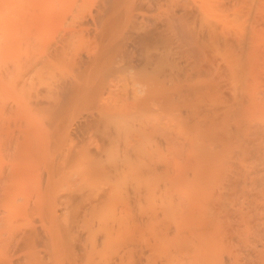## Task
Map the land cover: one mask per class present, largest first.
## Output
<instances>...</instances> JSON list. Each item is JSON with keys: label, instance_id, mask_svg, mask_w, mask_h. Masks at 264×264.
I'll return each mask as SVG.
<instances>
[{"label": "bare ground", "instance_id": "bare-ground-1", "mask_svg": "<svg viewBox=\"0 0 264 264\" xmlns=\"http://www.w3.org/2000/svg\"><path fill=\"white\" fill-rule=\"evenodd\" d=\"M42 1L13 0L12 11H7L10 13V17L8 19L4 18V21L1 22L0 159L3 158L1 152L4 149H7L9 155L7 164L4 167L0 166V195L5 196L12 193L14 184L20 181H34L37 183L36 196L40 197L39 201H41L39 211L43 218L48 220L44 221V228L47 230L46 238L50 239L53 251L56 250L57 252L55 253L54 251L56 254L55 260L56 258L58 259L56 263L79 264L77 263L78 258H75L77 256L74 253L79 248L82 250L84 248V255L81 254L84 260L81 264H152L153 260L148 257L149 255L146 254L145 250L151 249L153 252L158 248L159 242H163L160 243L163 244V248L165 247L164 243L167 242V249H164L165 252L167 251L166 253L164 252L166 254L165 264H170L168 261L182 252L186 255L193 254L187 264H202V252L209 247L216 234H222L220 235L221 237L218 235L221 242H225L226 239V242L229 243L230 239L233 240L232 236L234 235L235 237L237 236L236 241H238V238L241 239L240 236H244V234L240 235L241 231L246 233L248 230L243 229L244 232L242 229H240L241 231L238 229L239 232L237 228L234 229L235 223L233 224L232 222L231 224L230 222L233 229L228 222V224L224 223L229 218L227 216L229 204L227 209L223 207L226 209V212H224L226 214L224 215L223 213V216L227 217V219L224 217L225 220H221L224 224L221 225H224L225 229L223 227V229L217 230L201 229L202 226L200 225L197 226L198 229H165L164 226V229H149L152 233V241L148 244L149 248L146 247L147 249L141 243L143 240L137 239L139 236L136 238V234L140 231L137 215L139 212L144 213V209L141 208L142 203H140L142 199L146 195L151 197L152 192L154 193L153 195L158 194L156 191V194L154 192L159 187L157 185L158 181L163 179V174L167 170L170 169L169 172H171L176 168V165H174L176 159L173 157L174 152L172 155V152L169 151L166 153L167 156L159 154V147L165 146L164 149L172 150L174 146L173 141L176 139L172 140L171 135L174 126L172 120L174 111L181 110L180 112L185 111L191 116H199V113L204 108L205 111H203L206 112V102L209 105V102L217 104L215 101L220 102V100H223L226 104L221 107H225L222 112L226 119L237 116L243 110L248 113V116L251 114L250 118L252 119L253 109H257L260 105L259 101L264 97V92H261L264 89H260L263 88L264 84L261 85L260 92L254 88V84L256 83L255 79L260 76L259 71L264 67V65L261 66L264 61L261 62V65L259 64L261 60H259V63L257 62L261 67L257 66L255 62L258 58L261 59L259 56H262L256 55L264 54L263 45L260 47L262 51L259 49L257 54V49L260 45H258L260 43L258 39L263 36L262 34L259 36V34L264 32L258 24H256V28H260V30L258 29L259 31L255 30L253 25L254 21L257 22L259 20L253 19L254 11L260 8L255 9L256 6H254L259 0L256 3V0ZM2 2L3 7H5L4 10H7L6 3L8 0L7 2L2 0ZM10 9L11 7H9ZM261 10L260 13L262 12ZM261 16H264L263 12L260 14ZM243 20L247 25L243 24ZM259 21H261V18ZM263 23L261 24L263 25ZM256 66L258 69H256ZM262 73L264 75V71ZM256 75H258L257 78ZM262 77L260 76L261 80L258 78L257 82H262ZM226 83L228 84V92L223 89L224 87L222 88ZM262 109L264 108L261 106L260 110ZM255 113L257 115L258 113L260 114L259 111ZM242 114L240 113L244 119L251 120L246 116L247 114ZM257 115L254 114L253 116ZM8 116L11 117L9 124H3V119L6 117L10 119ZM161 116L167 117L165 122L162 121L164 123L158 120V118H162ZM182 116L184 115L182 114ZM180 118L182 119L183 117ZM235 119L237 120V117H234ZM241 119L240 117L239 121ZM253 121L255 122V120ZM261 121L264 123V120ZM229 123L224 122L221 128H228ZM246 123L249 122L246 121ZM240 124L243 126L244 121L242 120ZM257 124L259 125L260 123L257 122ZM182 125L186 126L184 121ZM250 125L247 124V127L250 128ZM181 126L179 125V127ZM242 126L239 129L240 132L243 131L245 124L243 128ZM251 126L252 128H250L249 132L245 130L246 133L243 138L240 132L233 136L237 138L236 145L238 149L232 150L231 153L229 152L230 150L225 151L224 146L225 144L227 145L228 139L231 140V137L227 139L226 143V139H224L225 144L219 146L220 149L221 147L223 148L221 151L230 153V155L227 154V158L230 159L227 163L229 168L227 180L229 185L235 189V193L232 189L233 195L237 194L236 192L241 189H239V185L244 180L245 184H253V181H255L253 175L257 171L264 175V172L261 171L264 168L258 170L263 164H260L261 166L258 168L259 163L258 165L255 163L257 165L255 166L254 163L250 162L252 160H249L254 158L260 160L261 163L264 161V147H262L264 143H261L257 137L260 143L254 144L255 136L258 135L260 139L264 137V133H262L264 125L261 129L258 127L260 131L263 129L261 133L258 132L259 129L256 130V124V129L253 125ZM192 127H186V130L192 129L193 131L195 129L196 131L198 129V126L197 128ZM206 129H204L205 132L207 131ZM236 129L238 133L239 130L238 128ZM254 130L257 131V134H255ZM199 131L200 129L196 133L198 134ZM232 133L231 135H235ZM157 134H164L165 141L162 140V146H160L161 142L157 141ZM180 134L182 133L180 132ZM250 134L255 135L250 138ZM246 135L249 137H246ZM188 137L190 138L191 136ZM261 140L264 142V138ZM147 142H150L148 143L149 145H147ZM183 142L185 144V141ZM188 142L191 141L188 140ZM220 142L223 143L221 140ZM205 143L208 144L207 142ZM259 144L262 146L260 147ZM223 155L226 156L225 154ZM200 156L199 160L201 159ZM201 161L203 160L201 159ZM195 166L197 165L195 164ZM185 168L187 167L184 166ZM259 172L256 175L259 178L263 177L259 175L261 174ZM169 179L171 180V178ZM184 179L186 178L182 179L183 183ZM262 180L264 178L257 181L261 182ZM257 181L255 182L257 183ZM258 183V186L261 184V188L264 187L263 181L260 184ZM187 184L189 185V183ZM198 184H192V186H197ZM114 185L116 186L114 187ZM117 185H120V187ZM167 186L168 184L164 188L167 189ZM194 186L193 188H196ZM116 187L121 189L118 191ZM207 187L209 186L206 185L204 190ZM231 187L227 185L230 190ZM192 189L190 186V190H188L189 193L193 194L194 191L192 192ZM158 191L160 196H163L160 193V189ZM181 191V194L185 193V191ZM225 192L224 194L226 195ZM262 192L264 191L262 190ZM167 193L172 197L173 192L172 194L170 192ZM176 193L180 194L178 191ZM204 194H206L205 191ZM181 196L179 197L180 199L183 198ZM221 196H218L220 197L218 199H221ZM236 196H234L235 198L233 199L235 200L233 201L236 202V199L238 201L241 200L240 196V198L238 196L236 198ZM129 198L134 200V203H139V205L136 204L137 207L140 206V211L136 209L137 214L133 209H130L133 206L131 205L132 203L128 204L131 201ZM114 199H121L122 204L120 202L118 204L122 207H116L118 204L115 205L114 203L111 205V200ZM125 199L128 202H124ZM147 199L149 200V198ZM150 199L153 200L152 198ZM180 199L177 201L180 202ZM183 199H186L185 196ZM108 201H110L111 207L115 205L114 207L119 210V213L114 210V213L119 214L118 217L116 215L117 219L119 218L118 222L117 219L115 220L116 229L115 225L106 222V219L108 221L110 219H104L111 214L105 215L103 218L105 221L99 215L100 208ZM177 201L175 202L177 203ZM206 201L208 202V200ZM43 202L45 203L44 205ZM220 203L222 204V202ZM179 204H177V208L181 207L183 209L184 206H179ZM217 204L216 206L221 209V204L220 206ZM231 204L233 206L234 202ZM240 204L242 206V202ZM240 204L236 205L237 209L235 205L233 206L235 209L231 208L232 206L230 208L239 214L243 213L242 220L246 217L244 222L246 220L248 222V217L245 214L250 215L244 212L245 210H242L245 207H239ZM246 204L247 202L244 203V205ZM251 204L249 203V205ZM143 207L146 209L145 205ZM218 207L217 210H220ZM181 208H179L180 211ZM131 210L134 212L131 213ZM217 210H214L216 211L215 214L212 212L216 217L219 215ZM155 211L157 212V209ZM167 213L171 215L168 211ZM131 214L133 215L131 216ZM140 215L139 218L142 217L143 223L147 222V220L143 219V215L141 217ZM170 215L169 217L171 218L172 215ZM232 215L229 218L230 221L235 219V217L232 218L234 216ZM147 216L149 215L147 214ZM157 216L161 215L157 214ZM215 216L212 219L217 220ZM148 221L149 223L151 222V220ZM160 221L162 222L163 220ZM232 221L235 222V220ZM45 222H47V225H45ZM218 222H220V219ZM151 223L152 226L154 221ZM175 223L177 222L174 221ZM94 224H96L95 231H98L97 227L100 230L102 229L99 231L102 234L96 232V234L102 235L101 240L99 239L100 241L98 238L97 240L93 238L94 236L97 237L94 233L95 231H92L93 233L90 231V228L92 230L93 226L95 227ZM146 225L144 224V226ZM226 225H229L228 228ZM144 226L141 227L144 228ZM37 228L30 227V231H26L27 234L24 235L25 237L22 236V239L27 240L28 243L34 241L39 236ZM85 230L90 232L87 235L89 243H85L88 247L82 246L81 248V244L76 242L79 248L76 245L77 250L73 251L72 249L75 247L70 242L71 235L72 239L75 236L77 238V235L80 236L79 233ZM248 232L250 233V230ZM246 234V237L252 235ZM112 236L115 237L116 240L114 241H117V243L112 241ZM78 238L81 239L80 237ZM78 238L77 240H79ZM252 238L254 239V237ZM110 239H112L111 243L113 242V246L116 244L115 249L109 256H106V254L100 256L99 253L102 248L107 250L106 252L109 254L108 250L112 248L109 249L108 247L109 244L112 246L109 242ZM245 241L248 242L246 243ZM244 242L241 244V249L245 252V256L242 257L235 251L233 254L230 252L231 255L229 254L226 257L227 259L221 257L220 259L217 258L218 260L216 261L219 264H264V250H257L258 253H256L254 249L257 244L255 245L253 240L246 238ZM232 243L231 241L229 244L231 245ZM48 245L50 244L48 243ZM254 252L255 254L253 255ZM147 253L152 254L150 251ZM35 256L34 258L32 257L33 262H38L40 258H38L37 254ZM37 259L38 261H36ZM210 261L211 264L215 262V260L209 259L207 264H210Z\"/></svg>", "mask_w": 264, "mask_h": 264}, {"label": "rangeland", "instance_id": "rangeland-1", "mask_svg": "<svg viewBox=\"0 0 264 264\" xmlns=\"http://www.w3.org/2000/svg\"><path fill=\"white\" fill-rule=\"evenodd\" d=\"M1 2H0V36H1V22L2 21H4V18H7L8 19V17H10L9 15H10V13L9 12H11L12 11V7H13V0H10V2H9V0H8V2H7V0H6V4L8 5H6V7H7V10L5 9L4 10V8L5 7H3V2H2V0H0ZM258 0H256L255 1V3L257 2ZM260 1H262V3H260ZM264 0H259V2H257L254 6H256V8L255 9H258L259 7V9L257 10V11H259L258 13H257V11L255 10L254 11V13H255V15H253V19L255 20L256 19V21H257V19H259L260 20V18H261V21H257V22H255L254 20V26H255V30H257V31H259L260 30V28L262 29V31L264 32V28H263V26H264V23H263V20H264V18H262V17H264V16H261L260 17V14H262V12H263V15H264V2H263ZM42 2H46V0H43ZM263 4V5H260V4ZM10 5V6H9ZM258 5H260V6H258ZM2 7V8H1ZM9 7H11V9L9 10ZM263 9H262V8ZM262 9V10H261ZM260 10L262 11L261 13H260ZM7 11H9V12H7ZM6 12H7V14H6ZM260 13V14H259ZM7 15V17H5ZM257 15H258V18H257ZM260 17V18H259ZM244 21V20H243ZM247 22V21H246ZM252 22H251V24H252ZM259 22H261V23H263V25L261 24V23H259ZM243 24H246L247 25V23H245V21H244V23ZM256 24H258V26H261L260 28H256L257 27V25ZM253 26V27H254ZM259 29V30H258ZM263 35V36H260V35ZM259 36H260V38L258 39L259 40V42L260 43H258V49H257V54H258V52H259V49H260V47L262 46V49H263V47H264V41H263V38H264V33H260L259 34ZM262 37V38H261ZM261 39H262V42H261ZM261 43H263V44H261ZM262 49H260V51H262ZM264 50V49H263ZM264 52V51H263ZM262 52V53H263ZM259 55H262V56H259ZM264 54H258V55H256V56H259L261 59H259L258 57V61L256 60V62L255 63H259V60H261L260 61V65L261 66H263L264 65V62H262V61H264V56H263ZM256 59V58H255ZM262 62V63H261ZM257 63V66H259V67H261L259 64ZM257 66H256V69H258L257 68ZM260 69V68H259ZM263 69V70H262ZM261 69V71H259L260 72V76L264 79V75H263V71H264V67ZM259 72H258V74H259ZM256 73H257V70H256ZM260 76L258 77V75H256V78L258 77L260 80H261V78H260ZM255 79V81H256V85H257V87H256V85L254 84V88H256L257 90H259L262 86V84H264V80L262 79V82L261 81H259V82H257L259 79ZM258 83H259V86H258ZM261 83V84H260ZM225 85H226V87H225ZM224 87V88H223ZM222 88L225 90L226 89V91L228 92L229 90H227L228 89V84L226 83V84H224L223 86H222ZM222 89V90H223ZM262 89H264V85H263V88H261L260 90H262ZM260 90H259V92H260ZM256 92H258V91H256ZM261 92H264V90H262ZM260 95V94H259ZM262 97H263V95H261ZM264 98V97H263ZM263 98H261L262 100H264ZM260 99V105L262 106V108H264V101L262 102V100ZM209 102V101H208ZM215 102H217V104L216 103H208L209 105H207V102H206V105H205V107L207 106V109H206V112H204L205 111V108L201 111V113H199L200 115L198 116H191V115H189V113H185V111L183 112H180L181 110H177V111H174L175 113H173V115H172V120H173V122H174V126H173V131H172V133H171V135H172V140H175V141H173V143H174V146H173V148H172V150L170 149H164L165 148V146H162V144H163V142H162V140L163 141H165V137H164V134L162 135V134H157L158 136L156 137L157 138V141L158 142H161V144H160V146H162V147H159V149H160V152H159V154L162 156V154H165L166 156H167V154L166 153H168L169 151H171L172 152V155H173V152H174V158H176L175 159V163H174V165H176L175 167L177 168H174V170H173V168H172V170L173 171H171V172H169V170H167V172H165L164 174H163V179H160L159 181H158V183H157V185L159 186H157L156 185V187H158L159 189H160V193H161V195H163V196H160V194H159V189L157 188H155L156 190H154V192L156 191L158 194H159V196H158V194H156V192H155V194L156 195H153L154 193L152 192V195H151V197H149V195L147 196V198H149V200L146 198V196L142 199V202H140V203H142L141 204V208H143L144 209V213L143 212H139L138 213V220H139V223H140V231L139 230H137V231H139L138 233H137V231H136V238L137 239H140V241H142L141 243H142V245H143V247H145V249H147V248H149V243L152 241L151 239H152V233H151V231L149 230V229H164V227H165V229H198L197 228V226H202L201 227V229L202 228H206V229H225V227H223L221 224H224V223H229V225H230V227L232 228V226H231V224H232V222H233V224L235 225V227H234V229L235 228H237V230L239 229H245V230H250V233L247 231L246 233H248V234H252V235H250V237H246V233H242V231H241V233H240V235L241 234H244V236L242 235V236H240L241 237V239L240 238H238V241H236L235 239L237 238V236L235 237V235L234 236H232V238H233V240H231L230 239V241H229V243H231V241L233 242L231 245L228 243V242H226V239H225V242L223 241V242H221V240L219 239L221 236L220 235H222L221 233L220 234H216V237L215 238H213L212 239V243L209 245V247L206 249V250H204L203 252H202V264H207L208 263V260L209 259H211V260H215V262H212V264H219V262L218 261H216V260H218V259H220L221 257H224V258H226L229 254L231 255V253L233 254V252L235 253V251H236V253L237 254H239L240 256H245V252H243V249H241V247H242V242L243 243H247L248 241H245L244 242V240L247 238L248 240H253L254 241V243H255V245L257 246V247H255V252L256 253H258V251L257 250H260V249H262V250H264V192H262V190L264 191V187L263 188H261L262 187V185L260 184L262 181L264 182V180H262L261 182H259V181H257L258 179L259 180H261V178H264V175H263V173H261V172H259V171H257V172H259V173H261V174H259V175H261V176H263V177H260L259 178V176H257L256 174H257V172L256 173H254L255 175H253V178H254V180L255 181H257V183L258 184H260L259 186L257 185V183L255 182V181H253L254 183L253 184H255V186H253V184H251V185H248V183L247 184H245V180L240 184V185H242V186H240L239 185V191L238 192H236L237 194H235V195H233L234 193H235V189H233V187H231L230 185H229V182H228V180H227V174H228V172H229V168H228V166H227V163H228V161L230 160V159H228L227 157V154H229L230 155V153H231V151L232 150H236V149H238L237 148V145H236V141H237V138L236 137H233V136H236V134H239V132H240V130L239 129H241V124H240V122L243 120L244 121V124H245V127H244V129H243V133H244V135H242L243 133L242 132H240V135H241V137L243 138L244 136H245V133H246V131L245 130H247L248 132H249V130H250V128H252V126L251 125H253V127L255 128V124L257 125V129L256 130H258L259 128L261 129L262 128V126L264 125V123H263V121H261V120H264V111L262 112V110H264V109H262V110H260L261 109V106L259 105L258 107H257V109H253L255 112H257V111H259L260 112V114L258 113V115H257V113H255L254 111H253V113H252V119L250 118V116H251V114H249V116H248V113H245L244 112V110L242 111L243 112V114H242V112H240L242 115H246L248 118H250L251 120V122L253 121V120H255V122L253 121L252 123L249 121V120H247V119H244L241 115H240V113L237 115V116H234L235 118L237 117V120H238V122H237V120L235 119L234 120V117H228L227 119L225 118V116H224V114H223V110H224V108L223 107H221V106H223V104H226V103H224V101L222 100H220V102L219 101H215ZM223 102V103H222ZM262 102V103H261ZM219 103V104H218ZM210 104H211V106H210ZM214 104V105H213ZM217 106H216V105ZM214 106V107H213ZM210 107H211V109H210ZM215 108V109H214ZM220 108V109H219ZM221 108H222V110H221ZM219 109V110H218ZM216 113H214V112ZM216 111H219V112H216ZM220 112H222V113H220ZM180 113V114H179ZM177 114V115H176ZM182 114L184 115V116H182ZM202 114H204L203 116H201ZM212 114H215V115H212ZM220 114V115H219ZM221 114H223V115H221ZM257 115V116H253V115ZM208 115V116H207ZM219 115V116H218ZM214 116V117H213ZM8 117H10V116H8ZM158 117H160V116H158ZM162 118H164V119H162V118H158V120H160L161 122L162 121H166L165 119H167V117L165 118L164 116H161ZM174 117V118H173ZM180 117H183L182 119L180 118ZM184 117H186V118H184ZM192 117V118H191ZM202 117V118H201ZM213 117V118H212ZM223 117H224V119H223ZM242 118L240 121H239V118ZM253 117H254V119H253ZM175 118H177V119H175ZM209 118V119H208ZM220 119V121H219V119ZM5 119H7V120H5ZM5 119H3V124H9V120H11V117H10V119H8L7 117L5 118ZM162 119V120H161ZM179 119V120H178ZM185 119H187V120H185ZM190 119H193V120H190ZM196 119V120H195ZM211 119V120H210ZM215 119H217V120H215ZM229 119H231V120H233L234 121V123L236 122L237 123V125H236V123L234 124L233 123V121L231 122V120L229 121ZM195 120V121H194ZM207 120H208V122H209V124H208V122H207ZM214 120V121H213ZM225 120H227V121H225ZM183 121H184V124L186 125V126H183L182 124H183ZM187 121V122H186ZM192 121V122H191ZM196 121H197V123H196ZM199 121H200V123H199ZM213 121V122H212ZM216 121V122H215ZM246 121H248L249 123H246ZM262 122V124H261V122ZM164 122H162V123H164ZM176 122H178V123H176ZM186 122V123H185ZM189 122V123H188ZM206 122V123H205ZM212 122V123H211ZM224 122H230L229 124H228V128H221L223 125V123ZM257 122H259L260 124L258 125L257 124ZM176 123V124H175ZM180 123V124H179ZM194 125H192V124ZM196 123V124H195ZM250 123H251V125H250ZM181 126V127H179V125ZM187 124H188V126H187ZM205 124V125H204ZM212 124V125H211ZM221 124V125H220ZM244 124H243V126H244ZM247 124L248 125H250V128L249 127H247ZM201 125V126H200ZM210 125V126H209ZM196 127L197 128V126H198V129L196 130V131H198L199 129H200V131L198 132V134L196 133V131H195V129H193V131H192V129L191 130H189V129H187L186 130V127L187 128H190V127ZM199 126H200V128H199ZM206 126V127H205ZM208 126V127H207ZM216 126H218V127H216ZM236 126V127H235ZM238 126V127H237ZM243 126H242V128H243ZM192 127V128H193ZM231 127V128H230ZM259 127V128H258ZM201 128H202V130H201ZM205 128H207L206 130L208 131V130H210L209 132H207V134H206V132H205ZM216 128V129H215ZM236 128H238V133H237V129ZM178 129V130H177ZM179 129H180V131H179ZM260 129L258 130V132L259 133H261V131L264 129V126H263V129L260 131ZM219 130V131H218ZM231 130V131H230ZM175 131H177V132H175ZM185 131V132H184ZM195 131V132H194ZM203 131V132H202ZM222 131V133H220ZM234 131V132H233ZM245 131V132H244ZM180 132L182 133V134H180ZM186 132H187V134H186ZM194 132V133H193ZM229 132V133H228ZM234 133L235 135H231V133ZM236 132V133H235ZM254 132H255V134H257V131H255L254 130ZM212 133V134H211ZM214 133H215V135H214ZM220 133V134H219ZM232 133V134H233ZM262 133H264V131L262 132ZM176 134H178V135H176ZM184 134V135H183ZM190 134V135H189ZM254 134V135H255ZM197 135H199L200 137L202 136V138H200L199 136H197ZM206 137H205V136ZM220 135H222V136H220ZM248 135V134H247ZM246 135V137H249L250 136V138L251 137H254V135L252 134H250L249 136H247ZM161 136H163V137H161ZM188 136H191L193 139L191 140V137L189 138ZM195 136V137H194ZM213 136V137H212ZM217 138H216V137ZM173 137H174V139H173ZM178 137V138H177ZM187 137V138H186ZM204 137V138H203ZM215 137V138H214ZM226 137V138H225ZM231 137V140L230 139H228V138H230ZM257 137H258V139L261 141V143H264V142H262L263 140H261V139H263L264 137H261V139H260V137L257 135V136H255V140H256V142H255V140H254V144H258V143H260L258 140H257ZM183 138V139H182ZM185 138V139H184ZM198 138V139H197ZM205 138H208V139H205ZM219 138V139H218ZM177 139H179V140H177ZM187 139V140H186ZM194 139H195V141H194ZM204 141H203V140ZM214 139V140H213ZM218 139V140H217ZM224 139H226L225 140V143H226V141H227V139H228V141H227V145L224 143ZM234 139V140H233ZM185 141V144H184V142L183 141ZM188 140L189 141H191V142H188ZM196 140H197V144H196ZM207 140V141H206ZM220 140L223 142V143H221L220 142ZM240 140V139H239ZM180 141V142H179ZM200 141H202L201 143H200ZM209 141V142H208ZM215 141H216V143H215ZM219 141V142H218ZM258 141V142H257ZM195 142V143H194ZM205 142H207L208 144H206ZM213 142V143H212ZM232 142V143H231ZM148 143H150V142H147V145H149ZM180 143V144H179ZM188 143V144H187ZM191 143H193V144H191ZM199 143V144H198ZM203 143V145H201ZM211 143V145H209ZM217 143H218V145H217ZM184 144V145H183ZM191 144V145H190ZM195 144V145H194ZM206 144V145H205ZM222 144L224 145L225 144V146H224V149H225V151L226 150H230L229 152L230 153H228V151H227V153L226 152H224V151H221V150H223V148L221 147V149H220V147L219 146H222ZM229 144V145H228ZM254 144H252V145H254ZM194 145V146H193ZM199 145V146H198ZM201 145V146H200ZM209 145V146H208ZM232 145V146H231ZM236 145V146H235ZM260 145V144H259ZM263 145V146H262ZM262 145H260V147L262 146V147H264V144H262ZM192 146H193V148H192ZM205 146V147H204ZM236 148H235V147ZM179 147V148H178ZM184 147V148H183ZM195 147V148H194ZM202 149H200V148ZM214 147H215V149H214ZM217 147V148H216ZM228 147H229V149H228ZM230 147H231V149H230ZM192 148V149H191ZM212 148V149H211ZM191 149V150H190ZM194 149H197V150H194ZM167 150V151H166ZM183 150V151H182ZM205 150V151H204ZM182 151V152H181ZM197 151V152H196ZM198 151H200V152H202V153H200V152H198ZM203 151H204V153H203ZM220 151H221V154H220ZM214 152V153H213ZM217 152V153H216ZM234 152V151H233ZM183 153H185V154H183ZM194 153H196V154H194ZM1 154H2V156H3V158H1L0 159V166L1 167H4L6 164H7V158H8V155H9V153H8V151H7V149H4V150H2V152H1ZM201 156H200V155ZM203 154H204V157H203ZM216 154H217V156H216ZM223 154H225L226 156H224ZM176 155V156H175ZM195 155V156H194ZM196 155H198L197 156V158H196ZM219 155V156H218ZM185 156V157H184ZM192 158H191V157ZM199 156H200V158L203 160V161H201V159L199 160ZM220 156H222V157H220ZM224 156V157H223ZM163 157H164V155H163ZM183 157V158H182ZM214 157H216V158H214ZM182 158V160H180ZM184 158H186L185 160H184ZM190 158H191V160H190ZM219 160H218V159ZM230 158V157H229ZM190 161H189V160ZM197 161H196V160ZM227 159V160H226ZM177 160V161H176ZM194 160V161H193ZM222 160V161H221ZM226 160V161H225ZM249 160H252V161H250V162H252V164L254 163V165H255V163L258 165V163H259V165L257 166V165H255V166H257L258 168L261 166L260 164H263L264 165V161H262V163H261V161L260 160H257V159H249ZM257 160V161H256ZM184 161V162H183ZM192 161V162H191ZM199 161V162H198ZM213 161H214V163H213ZM224 161V162H223ZM254 161V162H253ZM188 162V163H187ZM203 162V163H202ZM185 163V164H184ZM189 163H191V164H189ZM216 163V164H215ZM218 163H222V164H219L218 165ZM195 164L197 165V166H195ZM179 167H178V166ZM185 167H187V168H185L184 169V166ZM192 165V166H191ZM216 165V166H215ZM261 166L258 170H261L262 168H264V166ZM199 166V167H198ZM190 167V168H189ZM193 167V168H192ZM201 167V168H200ZM204 168V169H203ZM209 168H210V170H209ZM221 168V169H220ZM234 168V167H233ZM201 169H203V170H201ZM207 170V172H206V170ZM213 170V173H212V170ZM219 169H220V171H219ZM235 169V168H234ZM183 170V171H182ZM215 170H217V171H215ZM233 170V169H232ZM264 169H262L261 171L262 172H264L263 171ZM176 171V172H175ZM179 171V172H178ZM187 171V172H186ZM196 173H195V172ZM198 171V172H197ZM204 171V172H203ZM209 171H211L210 173H209ZM170 174H169V173ZM182 172V173H181ZM186 172V173H185ZM189 172V173H188ZM217 173V175H215L216 173ZM168 173V174H167ZM174 173V175H172ZM184 173V174H183ZM202 173H204V174H202ZM178 174V175H177ZM183 176H182V175ZM196 174H197V176H196ZM199 174V175H198ZM166 175V176H165ZM180 175V176H179ZM188 175V176H187ZM165 176V177H164ZM169 176V177H168ZM176 176V177H175ZM178 176V177H177ZM218 176V177H217ZM167 177V178H166ZM174 177V178H173ZM186 178V179H184L183 181H184V183L182 182V179L183 178ZM212 177H215V178H213L212 179ZM216 177H217V179H216ZM255 177H256V179H255ZM257 177H258V179H257ZM169 178H171V180L169 179ZM182 178V179H181ZM203 178V179H202ZM208 178H211V179H208ZM189 179V180H188ZM194 179V180H193ZM201 179H202V181H201ZM208 179V180H207ZM161 180H162V182H161ZM177 180V181H176ZM180 180V181H179ZM187 180V181H186ZM190 180H192L191 182H190ZM204 180V181H203ZM214 180H215V182H214ZM223 180V182H221ZM179 181V182H178ZM186 181V182H185ZM196 181V182H195ZM207 181V182H206ZM220 181V182H219ZM169 182V183H168ZM173 182V183H172ZM181 182V183H180ZM193 182H195V183H193ZM200 182V183H199ZM205 182V183H204ZM227 182V183H226ZM161 183V184H160ZM165 183V184H164ZM179 183H180V185H179ZM187 183H189V185L187 184ZM199 183V184H198ZM224 183V184H223ZM165 186H164V185ZM168 184V186H167V189H165L166 188V185ZM181 184H183V185H181ZM187 184V185H186ZM192 184H198L197 186H196V188H193V186H192ZM201 184V185H200ZM202 184H204L203 186H202ZM212 184V185H211ZM215 184V185H214ZM221 184H222V186H221ZM169 185H170V187H169ZM172 185V186H171ZM175 185V186H174ZM178 186V188H177V186ZM185 185H186V187H185ZM206 185H208L209 187H207L208 188V190H207V188H205V190H204V187H206ZM227 185H228V187H231V190H230V188L228 189L227 188ZM258 187H257V186ZM264 185V184H263ZM116 185H114V187H115ZM117 186H119L120 187V185H117ZM165 188H164V187ZM182 186V187H181ZM188 186V187H187ZM190 186H191V191L193 192V194L192 193H189V190H190ZM194 186V187H195ZM200 186V187H199ZM169 187V188H168ZM176 187V188H175ZM182 188V189H180V188ZM212 187H214V188H212ZM218 187V188H217ZM117 189H118V187H116ZM174 189V190H172V189ZM189 190H188V189ZM198 188V189H197ZM202 188V189H201ZM38 189V186H37V183L36 182H34V181H20V182H17V183H15L14 184V191L12 190V193H10V194H8V195H0V264H57L56 263V260H58L57 258H56V260H55V257H56V254L55 253H57L56 252V250H54L55 251V253H54V251H53V249H52V244L50 243L51 241H50V239L49 238H46V235H47V230L44 228V221H48V220H45L44 218H43V215H41V213H40V203H41V201H39V198L36 196V194H37V192H36V190ZM117 189H115V190H117ZM121 188H119L118 189V191L120 190ZM171 189V190H170ZM177 189H179V190H177ZM186 189V190H185ZM195 189H196V191H195ZM200 189V190H199ZM209 189H211V190H209ZM224 189V190H223ZM234 190V193H232L233 192V190ZM261 189V190H260ZM165 190V191H164ZM170 190V191H169ZM185 191V193H180V191ZM201 190H204L205 191V193L206 194H204V191H201ZM212 190H214V191H212ZM219 190H221L220 192H219ZM179 192L180 194H177L176 192ZM181 191V192H182ZM188 191V192H187ZM225 191H227V192H225ZM260 191V192H259ZM167 192H170V194H172V192H173V194H172V197H170L171 195H169ZM175 192V193H174ZM209 192V193H208ZM224 192L226 193V195L224 194ZM166 193V194H165ZM215 193V194H214ZM217 193V194H216ZM238 193L240 194L239 196L241 197H239L238 196ZM165 194V195H164ZM168 194V195H167ZM178 196H177V195ZM199 194V195H198ZM204 194V195H203ZM219 194V195H218ZM221 194H222V196H221ZM231 194V195H230ZM261 194H263V195H261ZM174 195V196H173ZM180 195H182L183 196V198H184V196H185V198L186 199H183V198H179L180 197ZM187 195V196H186ZM189 195V196H188ZM199 197H198V196ZM225 195V196H224ZM238 196L241 200H243L244 201V203H246L247 202V208H246V205H244V203H243V201H241V200H237L236 199V202L235 201H233V200H235V199H233V198H235L234 196ZM153 196H155V197H153ZM164 196H166V197H164ZM168 196V197H167ZM175 196H177V197H175ZM181 196V197H182ZM197 196V197H196ZM203 196V197H202ZM211 196V197H210ZM217 196V197H216ZM218 196H221L222 198L221 199H218V198H220V197H218ZM227 196V197H226ZM237 196H236V198H237ZM162 197V198H161ZM174 197H175V199H174ZM195 197V198H194ZM207 197H208V199H207ZM232 197V198H231ZM131 198V197H130ZM129 198V200H131ZM150 198H152L153 200H151ZM158 200H157V199ZM166 198V199H165ZM172 198V199H171ZM189 198V199H188ZM194 200H193V199ZM203 198V199H202ZM212 198V199H211ZM214 198H216V199H214ZM226 200H224V199ZM231 198V199H230ZM146 199V200H145ZM163 199V200H162ZM180 199V202L179 201H177V200H179ZM189 201H188V200ZM208 200V202L206 201V200ZM115 200V201H114ZM114 200H111V205H113L112 203H114L115 205H117L119 202H120V204H122V200L121 199H114ZM170 200V201H169ZM183 200V201H182ZM186 200V201H185ZM192 200V201H191ZM205 200V201H204ZM213 200V201H212ZM218 200H220V201H218ZM228 200V201H227ZM117 201V202H116ZM133 201V202H132ZM148 201V202H147ZM152 201V202H151ZM154 201V202H153ZM157 201V202H156ZM173 201V203H171ZM175 201H177V203L175 202ZM209 201H210V203H209ZM219 203H218V202ZM234 202V204H233V206L238 202V204H240L241 202H242V206H241V204H240V208H244V209H242L244 212H247V214H249L250 216H248V215H246L245 214V216H247L248 217V222H250V223H248L247 222V220H246V222H244V219H246V217H244V219L242 220V217L244 216L243 215V213L242 214H239L238 212H236L235 210H233V209H235L233 206H232V204L231 203H233ZM124 202H128L126 199L124 200ZM147 202V203H146ZM182 202V203H181ZM188 202V203H187ZM212 202V203H211ZM218 204H217V203ZM220 202H222V204L220 203ZM110 203V201H108L104 206H106V207H104V206H102L101 208H100V210H99V215H100V218L101 219H103L104 217H105V215L106 216H108V213L109 214H111V215H109L108 217H105L104 219H106V218H108V219H110L109 221L106 219V222H109L111 225H115L114 227H115V229H116V219H117V217L119 216V210H117L118 208H115L114 206H112L111 207V205L109 204ZM132 203V204H131ZM134 200H131V201H129L128 202V204H131L132 206H133V208L131 207V205H129L131 208L130 209H133L134 211H135V213L137 214V211H136V209H138L139 211H140V206H138L137 207V205H139V203H137V202H135L134 204ZM159 203H161V204H159ZM165 203H167V204H165ZM168 203H169V205H168ZM181 205H180V204ZM217 205H219L220 206V204H221V209H220V207H218V206H216V204ZM226 203V204H225ZM249 203L252 205V207H253V209H252V207L250 208V206L251 205H249ZM45 203L43 202V205H44ZM108 204V205H107ZM137 204V205H136ZM145 205V207H146V209L143 207L144 205ZM149 206H148V205ZM155 204V205H154ZM175 204V205H174ZM177 204H179V206H182L183 207V209L181 208V207H179V208H181V211H180V209L179 208H177L178 207V205ZM188 204V206H186V205ZM208 204V205H207ZM210 204H212L211 206H210ZM230 205V207L231 208H233L232 210H231V208L229 207V205ZM238 204H236L237 206H238ZM136 205V206H135ZM157 205V206H156ZM235 205V206H236ZM152 206V207H151ZM162 206V207H161ZM164 206H165V208H164ZM173 206V207H172ZM215 206V207H214ZM229 207V209H227L228 207ZM237 206H236V209H237ZM110 207V208H109ZM116 207H122V206H119V204L116 206ZM155 207V208H154ZM156 207H158L159 208V210L161 211H159L158 210V208H156ZM168 207H169V209H168ZM186 207V208H185ZM217 207L220 209V210H217ZM223 207H226V209L229 211H227V216H229V218H230V216L232 215V213H233V217L232 218H234L235 217V219H232V220H235V222L234 221H230V219L228 218L227 219V217H225V216H223V213L224 212H226L225 210L226 209H224ZM238 207V208H239ZM249 207V208H248ZM107 208V209H106ZM173 208H175V209H172ZM210 208V209H209ZM103 209V210H102ZM110 209V210H109ZM120 209V208H119ZM154 209V210H153ZM155 209H157V212L155 211ZM224 209V210H223ZM251 211H249V210ZM116 212H118V213H114L115 211ZM142 210V209H141ZM146 210H148V211H146ZM164 210H166L165 212H164ZM211 210V211H210ZM214 210H217V213L219 214L218 215V217H216L214 214H215V212L216 211H214ZM246 210H248V211H246ZM111 211V212H110ZM132 211V210H131ZM134 211H132L131 213H133ZM152 211V212H151ZM153 211H155V212H153ZM163 211V212H162ZM167 211L169 212V213H171V215L170 214H168L167 213ZM172 211V212H171ZM184 211V212H183ZM220 211V212H219ZM221 211H223L222 213H221ZM230 211H231V214H230ZM242 211V212H243ZM101 212V213H100ZM150 212V213H149ZM179 212H182V213H180L179 214ZM212 212L214 213V214H212ZM249 212V213H248ZM102 213H104L103 215H102ZM151 217H149V216H147V214ZM156 213V214H155ZM160 213H165V214H160ZM176 213V214H175ZM211 213V214H210ZM216 213V214H217ZM251 213V214H250ZM139 214H141L140 215V217L143 215V219L146 221L147 220V222L149 223V221L148 220H151V222H153L154 221V223H153V227L151 226V222L148 224L147 222H145V223H143V220L141 219V218H139ZM153 214H154V216H153ZM157 214L158 215H161V216H157ZM179 214V215H178ZM185 214V215H184ZM226 213H224V215H225ZM228 214H230V215H228ZM102 215V216H101ZM116 215H117V217H116ZM133 214H131V216H132ZM156 215V216H155ZM169 215L171 216V218L169 217ZM213 215V216H212ZM221 215V216H220ZM242 215V216H241ZM176 216V217H175ZM180 217V218H178V217ZM188 216V217H187ZM215 216V219L217 218V220H214V219H212L213 217ZM111 217V218H110ZM114 217V218H113ZM134 217H135V214H134ZM145 217H146V219H145ZM149 217V218H148ZM156 217V218H155ZM158 217H159V219H158ZM163 217V218H162ZM166 217H168L167 219H166ZM221 217V218H220ZM224 217H225V219H227L224 223H223V221L225 220L224 219ZM112 218H113V220H112ZM137 218V217H136ZM179 220H178V219ZM182 218V219H181ZM250 218V219H249ZM103 219V220H104ZM153 219V220H152ZM184 219V220H183ZM186 219V220H185ZM189 219V220H188ZM219 219H220V222H218L219 221ZM111 220H112V222H111ZM118 220H119V218L117 219V222H118ZM141 220V221H140ZM160 220H165L164 222L162 221H160ZM166 220H168L167 221V223H166ZM170 220V221H169ZM178 220V221H177ZM221 220H223V221H221ZM242 220V221H241ZM96 221V220H95ZM105 221V220H104ZM114 221H115V223H114ZM161 223H160V222ZM173 221V222H172ZM174 221L175 222H177V223H175L174 224ZM180 221V222H179ZM173 224H172V223ZM179 222V223H178ZM207 222H209V223H207ZM230 222H231V224H230ZM46 224L45 225H47V222H45ZM143 223V224H142ZM146 223H147V225H146ZM163 223V224H162ZM187 223H189V224H187ZM220 223V224H219ZM227 223V224H228ZM144 224L146 225V226H144ZM157 224H158V226H157ZM160 224V225H159ZM167 224V226H165ZM178 224V225H177ZM185 226H184V225ZM195 224V225H194ZM219 224V225H218ZM95 225V227L93 226V228H92V230H91V228H90V231L92 232V231H95V229H96V224H94ZM191 225V226H190ZM228 225V226H229ZM236 225H237V227H236ZM144 226V228H142V227ZM151 226V227H150ZM164 226V227H163ZM178 226H179V228H178ZM183 228H182V227ZM227 226V225H226ZM228 226H227V228H228ZM30 227H38L37 229H38V234H39V236H38V238H35V240L34 241H32L31 243H28V241L26 240L25 241V239H22L23 237L22 236H24V235H26L27 234V232L26 231H30ZM150 227V228H149ZM155 227V228H154ZM163 227V228H162ZM168 227V228H167ZM223 227V228H222ZM229 227V228H230ZM241 227V228H240ZM230 228V229H231ZM36 229V230H37ZM82 229V228H81ZM143 231H142V230ZM200 229V228H199ZM233 229V228H232ZM49 230V229H48ZM97 230L98 231H95L94 233L96 234V232H98V233H101V232H99V231H101L98 227H97ZM238 230V231H239ZM74 231H75V229H74ZM239 231V232H240ZM244 231V230H243ZM85 232V233H84ZM142 232V233H141ZM245 232V231H244ZM82 233V234H81ZM81 233H79L80 234V236L79 235H77L78 237H80L81 239H79L78 237V239L79 240H77V238H76V236H75V238L74 239H72V235H71V237H70V242L73 244V247H75L74 249H72L73 251H75V250H77L76 249V245H77V243L79 244H81V248H82V246H86V247H88L85 243H89V240L87 239V235H89V233L90 232H87V230H85V231H83V232H81ZM87 233V234H86ZM93 233V232H92ZM98 233L96 234V236L97 237H93V238H96V240H97V238H98V240L100 239L101 240V234L100 235H98ZM151 233V234H150ZM218 233V232H217ZM72 234H74V233H72ZM78 234V233H77ZM86 234V235H85ZM140 235H141V238H140ZM220 237H219V236ZM254 235V236H253ZM91 236H93L92 234H91ZM90 236V237H91ZM144 236V237H143ZM218 236V237H217ZM249 236V235H248ZM25 237V236H24ZM40 237V238H39ZM43 237V238H42ZM48 237V236H47ZM89 237V238H90ZM235 237V238H234ZM252 237H254V239L252 238ZM42 238V239H41ZM46 238V239H45ZM22 239V240H21ZM39 239V240H38ZM90 239H92V238H90ZM113 239V240H112ZM112 239H110L109 240V242L111 243V240L113 241V242H115V243H117V241H114V240H116L115 239V237L114 236H112ZM148 239V240H147ZM46 240V241H45ZM99 240V241H100ZM228 240V239H227ZM49 241V242H48ZM86 241V242H85ZM145 241V242H144ZM26 242H27V244H26ZM36 242V243H35ZM77 242V243H76ZM97 242V241H96ZM113 242L111 243V245L113 244ZM165 242V241H164ZM43 243H44V245H43ZM48 243L50 244V245H48ZM160 243H163V242H159V245H158V248L156 249V250H154L153 252L151 251V249L149 250V249H147V250H145V252H146V254L147 255H149L148 257L151 259V260H153L152 261V264H165V253L167 252H165V250L167 249L166 247H167V242L166 243H164V248H163V244H160ZM26 244V245H25ZM28 244H31V245H29L28 246ZM46 244H47V246H46ZM75 244V245H74ZM82 244H84V245H82ZM98 244V243H97ZM100 244V243H99ZM146 246H145V245ZM152 244V243H151ZM150 244V245H151ZM233 244H235V245H233ZM249 244V243H248ZM33 245V246H32ZM115 245L116 244H114V246L112 245V246H110V244H109V249L111 250H108L109 251V254L106 252L107 250H105L104 248H102L101 249V251H100V253H99V255L100 256H103L104 254H106V256L108 255H110V253H112L113 252V250L115 249L114 247H115ZM160 245H162L161 247H159ZM24 246H26V247H28V248H26V247H24ZM97 246H99V245H97ZM49 247V248H48ZM72 247V248H73ZM147 247V248H146ZM26 248V249H25ZM77 248H79V246L77 245ZM159 248H160V251H159ZM166 248V249H165ZM32 249V250H31ZM165 249V250H164ZM52 250V251H51ZM79 250H81V251H79ZM83 250H84V248H83ZM83 250L82 249H78V251H75V253H74V255L75 256H77V257H75V258H78L77 259V263H79V264H81V263H83V258L81 257V256H83L84 254V252H83ZM230 250V251H229ZM30 251V252H29ZM151 252L152 254H148L147 252ZM156 251V253L155 254H153L154 252ZM228 251H229V253H228ZM81 252V253H80ZM158 252V253H157ZM165 252V253H164ZM231 252V253H230ZM255 252L253 253V255L255 254ZM32 253V254H31ZM80 253V254H79ZM34 254V255H33ZM35 254H37L38 255V258H40V260L38 261V259L36 260V261H38V262H33V258H34V256H35ZM50 254V258L48 257V255ZM81 254H83V255H81ZM145 254V255H146ZM167 254H169V253H167ZM31 255H33L32 257H31ZM152 255V256H151ZM164 256V257H163ZM192 256H193V254L192 253H190V254H188V255H186L185 253H178V255H176V256H174L172 259H170V256L168 255V258L170 259L169 261H168V263H170V264H182V263H188L190 260H191V258H192ZM29 257H31V258H29ZM36 258H37V256H35ZM54 257V258H53ZM81 257V258H80ZM151 257H153V258H151ZM35 258V259H36ZM207 258H209L208 260H207ZM218 258V259H217ZM224 258H222V259H224ZM31 259V260H30ZM35 259H34V261H35ZM55 261H54V260ZM149 259V260H150ZM227 259V258H226ZM151 260H150V262H151ZM157 260V261H156ZM54 261V262H53ZM155 261V262H154ZM218 262V263H217ZM210 264H211V261H210Z\"/></svg>", "mask_w": 264, "mask_h": 264}]
</instances>
